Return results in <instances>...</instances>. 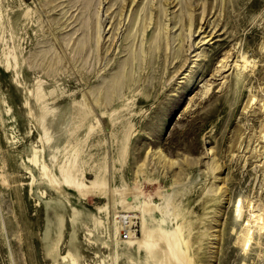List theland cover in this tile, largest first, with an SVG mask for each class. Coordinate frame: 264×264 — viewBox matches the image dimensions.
Segmentation results:
<instances>
[{"label":"rangeland","instance_id":"1","mask_svg":"<svg viewBox=\"0 0 264 264\" xmlns=\"http://www.w3.org/2000/svg\"><path fill=\"white\" fill-rule=\"evenodd\" d=\"M135 1L0 0V264H264V0ZM69 162L160 207L59 194ZM142 222L184 255L128 248Z\"/></svg>","mask_w":264,"mask_h":264},{"label":"bare ground","instance_id":"2","mask_svg":"<svg viewBox=\"0 0 264 264\" xmlns=\"http://www.w3.org/2000/svg\"><path fill=\"white\" fill-rule=\"evenodd\" d=\"M128 1L131 2L132 4L137 2L135 0H128ZM127 5L129 7H132L129 3H127ZM167 38L170 40V34L167 35ZM206 38H207V36H205V35L202 36L200 42L204 41L206 44L208 42V40H206ZM177 45H180V44H177ZM243 55L244 54H241L238 57L239 60H235L233 63L234 64L233 66L235 68H237L238 70H245L247 68V66L250 64V62H252L251 60L250 61L248 60L249 58L248 59L246 58L247 56L245 57ZM194 56H196V55H194ZM226 63H227V61H226V59H224V62H222V64L219 66L220 70H222L224 67H226ZM220 70H218V71L216 70V71L219 72ZM223 71H225V70H223ZM119 79L120 78L113 79L111 84H108L106 86V88L103 91L105 96H107L108 93L110 91H112V88L119 86V83H120ZM191 85L192 84L189 83L187 88L189 86L191 87ZM112 123H113L112 126L114 128V126L117 124L114 121H112ZM43 126H44V124H43ZM37 153L38 152L36 150H34L33 155H30V157L28 158L33 163L34 166L38 165V162H37L38 159H36ZM44 165H41V169L45 174L46 169H45ZM56 168L58 170L60 179L59 178L55 179L52 177L51 179H49L47 181L48 184H50L56 191L59 190L58 191L59 194L61 193V189L66 188L68 190L73 191L76 195H78L83 200H86V199L91 198V197H96V198L98 197L99 199H104L106 201V205L104 204L102 206L97 207L96 210H98V211H102L105 208H107L108 203H110V202L119 203L121 205L122 212H127V213L132 212V211H134V212L140 211L141 213H144V210H147L148 208L156 210L160 207V206L158 207L154 204H147V203L141 202L139 200V194H137V193L132 194V192H129L130 193V195H129L128 194V190H130L129 188L122 187V188H116V189H114V188L109 189L110 187H107L105 185L104 180L101 179V176L100 177L95 176L93 181H91L88 184H83L84 182L82 183L81 181H79V179H77V177L75 175V173L77 171L75 162H69L68 165H66V163L65 164H59ZM25 170H27L28 173L30 174V177H32V181L30 183L32 186V184L34 182L33 171L30 167H25ZM48 176H49V174H48ZM45 178L46 177H44V180L41 179L40 181L44 183V181H46ZM31 190H32V187H31ZM131 195H132V197H131ZM76 198H77V196H76ZM133 200L136 201V204L133 203ZM164 207H165L164 210L163 211L161 210L162 211V213H161V215H162L161 216V222L162 223L165 222V220H166L165 218L167 217L166 215H168L170 212V210H169L170 207L168 205L164 206ZM260 210L262 212L250 211V214H249L250 219L247 220L244 227H242L240 241L242 243L243 248L252 239V232L253 231L251 230L250 223L252 222L253 227L256 226L259 230L264 225V210H262V209H260ZM124 218H126V217H124ZM98 219H100V218H98ZM93 220H95V222H96V219L94 217H93ZM125 222L127 223V226H128L127 229H128L129 224H131V222L129 223L128 219H125ZM259 224H261L262 226L259 227ZM140 227L141 228L139 229V231H140L139 237L132 235V236H130L129 240L122 241L123 243L126 244V246L128 248H134L135 247V249L137 251L141 250L144 252V254L147 255V254H151L153 249H156V248L159 249L158 246L161 244L163 246H166V248L170 254V257H172L173 259L175 257V259L179 260L180 256L184 255V251H182L179 247L180 242H179V238H178V232H176L177 227L175 228V230H170V231L167 230L166 231V230H163L159 224H157L156 228H149L148 226H146V224L144 222H142ZM128 231H130L131 234L135 233L134 231L132 232L131 229ZM120 238H122V234H121ZM67 254L70 255V252H67ZM158 262L160 264H166L165 261L163 262V261L159 260ZM178 264H190V261L184 259L183 261H181V263L178 261Z\"/></svg>","mask_w":264,"mask_h":264},{"label":"built area","instance_id":"3","mask_svg":"<svg viewBox=\"0 0 264 264\" xmlns=\"http://www.w3.org/2000/svg\"><path fill=\"white\" fill-rule=\"evenodd\" d=\"M125 235V234H124Z\"/></svg>","mask_w":264,"mask_h":264}]
</instances>
